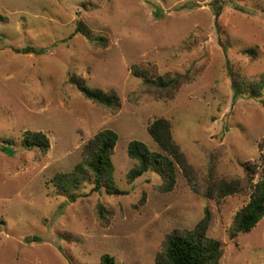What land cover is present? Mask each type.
<instances>
[{
	"label": "rangeland",
	"instance_id": "374dc122",
	"mask_svg": "<svg viewBox=\"0 0 264 264\" xmlns=\"http://www.w3.org/2000/svg\"><path fill=\"white\" fill-rule=\"evenodd\" d=\"M0 264H156L166 236L192 230L210 212L219 264H264V216L232 235L264 169V0H0ZM82 26L88 34L77 32ZM138 65L151 74L134 73ZM91 89L115 93L107 106ZM179 77L160 88L156 77ZM173 137L201 191L210 180L252 185L222 198L197 191L177 168L173 189L147 172L129 182L133 139L159 149L157 118ZM119 135L112 160L120 193L84 182L60 192L53 178L74 170L100 130ZM42 131L49 148L24 146ZM243 179V180H244ZM109 211L98 218L97 205Z\"/></svg>",
	"mask_w": 264,
	"mask_h": 264
},
{
	"label": "trees",
	"instance_id": "16d2710c",
	"mask_svg": "<svg viewBox=\"0 0 264 264\" xmlns=\"http://www.w3.org/2000/svg\"><path fill=\"white\" fill-rule=\"evenodd\" d=\"M6 17L0 12V21ZM77 32H88L80 25ZM134 73L146 78L149 83L151 74L149 70L141 66H133ZM69 81L77 84L82 94L91 101L111 106L115 104V93H106L102 90L91 89L81 80H77L74 75L69 77ZM179 77H170L165 80L162 76L156 77L155 84L160 88H176ZM254 88H264V76L262 82ZM149 134L157 143L159 149L153 150L145 142L133 139L128 144V155L137 161V165L128 172L129 182H134L139 177L151 171L159 175L164 183V190L174 188L177 177V168L182 169L188 176L190 182L197 191L204 192L205 196L222 198L227 195L241 191L252 185V180L247 177L256 165L246 162L247 179H217L210 180L204 186L203 191L197 185L195 173L187 159L185 152L175 141L172 132L171 122L166 118H157L149 126ZM119 135L110 128L100 130L94 135L84 147L83 160L77 164L73 171L60 173L53 178L54 186L60 192L69 193L79 189L84 182H91L92 191L108 193H120L121 190L115 182V166L112 160ZM24 146L28 149L35 147L46 151L49 148V138L42 131H27L24 138ZM244 179V180H243ZM98 218L104 220L108 210L104 203L97 205ZM264 216V169L263 176L254 187L251 199L248 204L240 210L233 226L232 235L242 232H249ZM210 220V212L206 210V215L192 230L174 231L168 234L162 244V250L157 254L156 264H219L223 255V244L220 240L209 237L207 229ZM100 264H115L114 257L103 254Z\"/></svg>",
	"mask_w": 264,
	"mask_h": 264
}]
</instances>
